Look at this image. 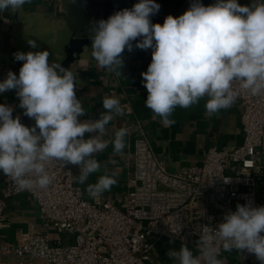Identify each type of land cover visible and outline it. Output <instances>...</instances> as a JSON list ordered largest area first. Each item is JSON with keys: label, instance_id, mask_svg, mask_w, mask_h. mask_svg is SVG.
I'll use <instances>...</instances> for the list:
<instances>
[{"label": "clouds", "instance_id": "obj_1", "mask_svg": "<svg viewBox=\"0 0 264 264\" xmlns=\"http://www.w3.org/2000/svg\"><path fill=\"white\" fill-rule=\"evenodd\" d=\"M26 3L30 0H0V13L19 12ZM159 9L155 0H139L131 9L96 22L91 56L100 68L121 76L122 53L132 52L134 41L136 48L151 49V63L141 76L145 105L161 123L171 126L177 107L188 109L205 97L210 116L232 107L240 90L264 97V0H252L250 5L215 0L208 6L193 0L182 15H168L162 25L150 19ZM28 43L37 47L34 40ZM49 56L47 50L15 53V60L23 61L19 75L9 71L0 82V94L16 90L19 107L35 121L32 127L25 126L13 116L12 106L0 104V172L20 191L46 189L54 178L47 169L53 161L61 168L79 166L77 182L85 184L91 174L101 171L97 153L111 144L113 155H122L127 147L126 127L115 131L114 139H103L106 126L125 114L119 98L102 100L99 119L79 120L85 109L76 96V75L59 63L50 64ZM117 183L105 168L86 191L98 198ZM218 244L226 252L253 254L264 264V205L237 204L211 233L200 234L196 254L182 243L167 255L173 264H224Z\"/></svg>", "mask_w": 264, "mask_h": 264}, {"label": "built area", "instance_id": "obj_2", "mask_svg": "<svg viewBox=\"0 0 264 264\" xmlns=\"http://www.w3.org/2000/svg\"><path fill=\"white\" fill-rule=\"evenodd\" d=\"M237 101L243 142L232 150L211 147L193 166L167 170L140 134L128 191L119 202L103 195L87 198L70 164H47L54 178L46 189L20 191L6 176L0 187V227L15 216L6 213L8 200L26 193L47 230L29 231L17 243L0 235V264H173L169 257L153 259L162 240L178 242L177 249L184 243L196 254L200 234L211 233L237 204L264 205V97L240 90ZM218 247L224 264H260L253 254L240 253L233 260L237 250Z\"/></svg>", "mask_w": 264, "mask_h": 264}, {"label": "crops", "instance_id": "obj_3", "mask_svg": "<svg viewBox=\"0 0 264 264\" xmlns=\"http://www.w3.org/2000/svg\"><path fill=\"white\" fill-rule=\"evenodd\" d=\"M70 1L68 8L63 5L62 0H30L19 12L8 10L0 13V82L6 79L9 71L19 75L18 62L10 61L9 57L15 52L17 34L30 20L34 24L42 23L43 32L52 37L55 56L51 59V64L61 62L62 67L72 70L76 75V96L85 109V115L79 117V120L99 119L104 111L102 100L111 95L119 98L125 114L116 116L106 126L107 134L103 139L112 140L115 131L121 127L128 128L127 147L123 154L113 155L111 144L104 152L97 153L95 158L101 164V171L91 174L85 184L77 182L79 166L72 165L75 167V183L82 187L87 198L92 199L86 191L88 184L96 183L99 176L105 174V168L107 174L115 175L118 183L102 195L113 202H119L125 196L128 177L134 166L135 140L140 134L149 139L156 156L171 172L200 162L211 147L232 150L243 142L242 107L238 101L229 109L210 116L205 110V97L188 109L177 107L170 117L175 121L171 126L161 123V119L154 117L145 105L147 91L143 86L141 73L147 69L142 60L133 55L137 51L135 44L133 43L132 52L126 49L122 53L121 76L100 68L91 56V29L101 19L93 15L85 0ZM213 1L200 0L205 6ZM192 2L193 0L158 1V13L179 17ZM237 2L240 5H250L252 0ZM69 17L72 26L62 29L60 24ZM87 29L88 37L84 39L82 31ZM151 52L150 49V59ZM19 103L16 90L0 94V104L12 106L13 116H19L25 126H34L35 121L24 115ZM112 160L115 163H111ZM5 181L6 176L0 172V187ZM6 213L15 216L9 225L0 227V235L6 234V237L1 238L2 241L21 242L29 231L41 230L37 203L26 193L10 198Z\"/></svg>", "mask_w": 264, "mask_h": 264}, {"label": "water", "instance_id": "obj_4", "mask_svg": "<svg viewBox=\"0 0 264 264\" xmlns=\"http://www.w3.org/2000/svg\"><path fill=\"white\" fill-rule=\"evenodd\" d=\"M158 1H164V0H155V3ZM63 5L65 7H70L71 1L70 0H62ZM87 5L91 7L92 13L94 16L99 17L100 19L107 20L109 16L114 14L116 11H120L124 8L131 9L133 5L139 2V0H85ZM166 18V15L157 13L153 16H151V22L152 23H159L162 24L164 22V19ZM71 20L69 18H65L62 23L60 24V27L68 28L71 27ZM87 28V27H86ZM85 29V28H84ZM85 31V32H84ZM88 29L83 30V36L84 39H87L88 37ZM34 40L37 44L36 48H32L28 41ZM136 43L135 41L133 42ZM47 50L50 53L49 56V63L51 64V59L55 56L53 52V40L52 37H50V34L47 32H43L42 23L37 22L36 24L31 23V21H27L26 26H24L19 33L17 34V43L15 48V53L17 52H36V51H44ZM14 54L9 57L10 61H17L14 58ZM150 49L148 50H141L137 48L136 53L133 55L136 58H139L142 60L144 66L146 69L148 68V65L151 63V59L149 58ZM18 62V68L23 64V61H17ZM61 62H59L60 64ZM62 64V63H61ZM62 66V65H61Z\"/></svg>", "mask_w": 264, "mask_h": 264}, {"label": "rangeland", "instance_id": "obj_5", "mask_svg": "<svg viewBox=\"0 0 264 264\" xmlns=\"http://www.w3.org/2000/svg\"><path fill=\"white\" fill-rule=\"evenodd\" d=\"M39 228L41 229V231L47 230V228L45 226H43V225L39 226ZM57 236H59L61 238H65L66 237V235H64V234H62V235L59 234ZM164 246L165 247H170L171 249L177 250V248L179 247V243L176 242V241H173V240H166ZM239 255H240V252L237 251L235 253V255L233 256V260H235ZM164 257H166V256H164L161 252L153 254V259H155V260L156 259L157 260L158 259H163ZM167 257H169V256H167ZM163 263L164 262H161V261L158 262V264H163ZM231 264H238V262L237 261H232Z\"/></svg>", "mask_w": 264, "mask_h": 264}, {"label": "trees", "instance_id": "obj_6", "mask_svg": "<svg viewBox=\"0 0 264 264\" xmlns=\"http://www.w3.org/2000/svg\"><path fill=\"white\" fill-rule=\"evenodd\" d=\"M165 241L166 240H162L160 243H159V248H160V251L161 253L164 255V256H168L167 253L168 251L171 249L170 247H165L164 244H165ZM179 250V249H177Z\"/></svg>", "mask_w": 264, "mask_h": 264}]
</instances>
